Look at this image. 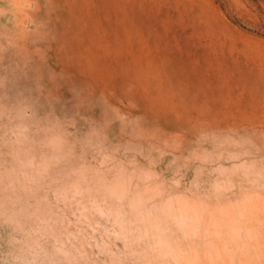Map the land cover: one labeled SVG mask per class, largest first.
I'll return each mask as SVG.
<instances>
[{
  "label": "rangeland",
  "instance_id": "374dc122",
  "mask_svg": "<svg viewBox=\"0 0 264 264\" xmlns=\"http://www.w3.org/2000/svg\"><path fill=\"white\" fill-rule=\"evenodd\" d=\"M0 46L80 79L83 162L134 174L148 264H264V0H0Z\"/></svg>",
  "mask_w": 264,
  "mask_h": 264
},
{
  "label": "clouds",
  "instance_id": "9594fccd",
  "mask_svg": "<svg viewBox=\"0 0 264 264\" xmlns=\"http://www.w3.org/2000/svg\"><path fill=\"white\" fill-rule=\"evenodd\" d=\"M80 91L74 73L0 52V264H148L158 247L134 174L83 162L100 153L99 109Z\"/></svg>",
  "mask_w": 264,
  "mask_h": 264
}]
</instances>
